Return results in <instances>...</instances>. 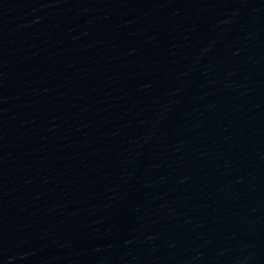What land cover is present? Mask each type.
<instances>
[{
  "label": "water",
  "instance_id": "95a60500",
  "mask_svg": "<svg viewBox=\"0 0 264 264\" xmlns=\"http://www.w3.org/2000/svg\"><path fill=\"white\" fill-rule=\"evenodd\" d=\"M207 264H264V0H137Z\"/></svg>",
  "mask_w": 264,
  "mask_h": 264
}]
</instances>
